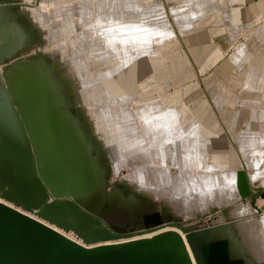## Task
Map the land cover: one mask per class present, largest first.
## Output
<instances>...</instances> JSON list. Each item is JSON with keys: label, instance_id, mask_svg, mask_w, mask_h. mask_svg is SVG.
Masks as SVG:
<instances>
[{"label": "rangeland", "instance_id": "374dc122", "mask_svg": "<svg viewBox=\"0 0 264 264\" xmlns=\"http://www.w3.org/2000/svg\"><path fill=\"white\" fill-rule=\"evenodd\" d=\"M78 1L89 5L84 14L67 10ZM108 1L55 0L52 4L49 0H0V49L4 51L6 46L9 49L0 54V69L6 71L0 70V86L8 87V78L19 63H35L45 78L56 75L53 86L59 87L57 92L62 93L65 102L61 108L75 117L92 145L88 158L96 162L97 175L94 178L90 171H85L89 183L86 195L93 197L101 192L109 196L116 191L134 202L109 212L110 223L139 230L143 228V215L159 211L167 223L191 221L190 225L197 229L237 227L236 233L231 231V237L245 251V258L251 254L253 260V253L261 259L264 255V0H111L110 4ZM124 8L125 16L121 13ZM115 12L119 14L114 16ZM106 14H112L109 21ZM111 16L112 19L119 16L113 20L114 26ZM104 17L112 21L111 26ZM99 19L104 24L96 27L102 24L97 23ZM132 21L134 25H130ZM116 23L131 28L123 25L126 28L123 29ZM138 24L147 28L146 31L149 29L148 32ZM135 25L142 31L132 32ZM112 26H116L115 30ZM99 27L104 30H100V37L105 32L100 42L94 33ZM166 30L170 31L167 35ZM127 35L133 38L128 36V39ZM77 37L82 42L69 43ZM119 37L123 44L117 40ZM126 39L131 43L134 39L141 47L126 42L130 47L127 51L135 48L141 54L133 50L132 56L126 53L131 59L123 55ZM107 41L111 46H107ZM113 41L125 46L119 48L118 42L112 46ZM82 61L87 64L84 62L83 66ZM155 63L159 65L153 67ZM79 65L81 69L84 67L83 75ZM89 91L91 99L87 96ZM40 94L43 103L45 95ZM31 103L28 110L34 112L31 114L36 119L31 118L36 120V126L31 119L32 124L41 128L45 119H41L42 111L48 112L50 108L44 103L41 106L45 107L40 103V108ZM152 106L154 109L150 111ZM148 111L152 115L146 114ZM153 114L158 115V120L156 116L153 120L156 125L150 121ZM45 115L47 122L49 115ZM46 122L42 126L51 127ZM44 133L51 135L53 130ZM240 170L250 176L253 188L262 189L248 203L246 200L243 203L244 198L233 197L229 190L234 185L235 173L238 182ZM224 183L231 184L221 186ZM207 193L211 195L209 200ZM201 201L207 205L204 207Z\"/></svg>", "mask_w": 264, "mask_h": 264}, {"label": "water", "instance_id": "95a60500", "mask_svg": "<svg viewBox=\"0 0 264 264\" xmlns=\"http://www.w3.org/2000/svg\"><path fill=\"white\" fill-rule=\"evenodd\" d=\"M242 198H255L245 170L238 172ZM0 264H248L221 226L197 229L191 221L165 222L156 211L142 216V229L110 223L73 198L61 195L56 177L37 158L7 85L0 86ZM255 205V200L253 201ZM33 214L34 216L29 215ZM165 224L174 231L152 237ZM57 229L74 233L79 243ZM258 264H264L258 263Z\"/></svg>", "mask_w": 264, "mask_h": 264}, {"label": "bare ground", "instance_id": "6f19581e", "mask_svg": "<svg viewBox=\"0 0 264 264\" xmlns=\"http://www.w3.org/2000/svg\"><path fill=\"white\" fill-rule=\"evenodd\" d=\"M55 0H49V3H52L53 4V2H54ZM43 3H44V1H42ZM107 2V1H106ZM109 3L108 4H110V2H111V0H109L108 1ZM120 2V1H119ZM112 3V2H111ZM118 3V1H116V6L117 5H119V4H117ZM121 3V2H120ZM126 3V2H125ZM130 3V2H129ZM107 4V3H106ZM121 4H123V3H121ZM126 4H128V3H126ZM125 4V5H126ZM131 5V4H130ZM129 5V6H130ZM88 6L89 5H86L85 3H84V1H82L81 3L78 1V2H76V4H72V5H70L69 7H68V9L67 10H72V9H74V10H77L78 12L77 13H79V14H84V10L86 9V8H88ZM109 6H111L112 7V4L111 5H109ZM113 6H115V4H113ZM115 6V7H116ZM132 6V5H131ZM124 7V6H123ZM126 7V6H125ZM126 8H128V5H127V7ZM126 8H124V9H122V11H121V13L125 16V14L123 13V11L126 9ZM111 9V8H110ZM112 9H114V8H112ZM111 9V11H115V10H112ZM119 10H121V7L119 8ZM118 10V11H119ZM127 10V9H126ZM130 10V9H129ZM23 11H24V9H23ZM55 11H57V9L55 10ZM4 13H5V11H3ZM25 12H26V10H25ZM27 13V12H26ZM109 13H110V11H109ZM119 13H117L116 14V12H115V14H114V16L116 15H118ZM127 14H128V12H127ZM127 14H126V16H127ZM106 15H108V14H106ZM105 15V16H106ZM109 15H112V14H109ZM108 15V17H107V19H108V21H109V16ZM121 15V14H120ZM130 15V14H129ZM122 16V15H121ZM40 17L41 18H43L42 17V15H40ZM119 17V16H118ZM118 17H116V18H118ZM123 17V16H122ZM104 18H105V20H104ZM103 18V20L104 21H107V19H106V17H104ZM116 18H113L112 19V16H111V19H112V21L113 20H115ZM123 19V18H122ZM126 19V18H125ZM125 19H123V20H125ZM80 19L78 18V21H79ZM102 20V19H101ZM101 20L99 19L98 20V22L97 21H95V22H97V23H100L101 22ZM118 21H120L119 19H117ZM117 20H116V22H117ZM122 20V22H126V21H123ZM107 21V22H108ZM111 21V20H110ZM112 21L111 22H108V23H110L109 25L111 26V24H112ZM107 22H105V24L107 23ZM121 22V23H122ZM133 22V21H132ZM97 23H95V24H97ZM102 23V22H101ZM113 26L115 25V21H113ZM131 23V22H130ZM104 24V22L102 23V24H97L96 25V27L97 26H101V25H103ZM118 24H119V22H118ZM117 23H116V25H117V27L118 26H122V28L123 29H126V28H124L125 26H128V24L126 25H124V24H122V25H118ZM134 25V22L133 23H131L130 25ZM135 24L137 25V23L135 22ZM93 25V27H94V24H92ZM108 25V24H107ZM123 25H124V27H123ZM129 25V26H130ZM136 25H135V28H136V30H135V28H134V30L132 31L131 29L129 30V31H132V32H135V31H138L139 29H138V27H136ZM180 25V24H179ZM112 26V27H113ZM129 26H128V28L127 29H129ZM138 26H139V24H138ZM141 26V28L143 29H145V27H142V25H140ZM139 26V27H140ZM116 27V26H115ZM115 27H113V30H115ZM134 26H132V28H133ZM105 28H107L106 30H108L109 29V27L108 26H106ZM111 28V27H110ZM130 28H131V26H130ZM117 29H121L120 27L119 28H116V31H117ZM123 29H122V31H121V33L123 32L124 33V31H123ZM138 29V30H137ZM142 29H140V31H142ZM147 29V28H146ZM146 29H145V32H148V30L146 31ZM154 29H157V27L156 28H154ZM100 30H103V27H102V29H100V27H99V29H94V33H95V39H97V37L99 36V39H101V40H99L98 42H100V41H103L104 39H102V38H104L103 37V35L105 34V32L103 33V35H102V37H100ZM112 30V31H113ZM152 30V29H151ZM104 31V30H103ZM116 31H115V33H116ZM119 31V30H118ZM119 31V32H120ZM144 31V30H143ZM154 31H156V30H154ZM159 31V30H158ZM158 31H157V33H158ZM161 31H162V29H161ZM160 31V32H161ZM167 31V30H166ZM166 31H165V33H166ZM169 31V30H168ZM167 31V33H166V35L167 34H169V32ZM61 33H62V31H60ZM64 32V31H63ZM102 32V31H101ZM111 32V31H110ZM110 32H108V33H110ZM114 32V31H113ZM132 32H130L131 34H132ZM139 32V31H138ZM151 31H149V33H150ZM115 33H114V35H115ZM118 33V32H117ZM122 33V34H123ZM126 33V32H125ZM128 33V32H127ZM126 33V34H127ZM136 33V32H135ZM142 34H143V32H141ZM140 33V34H141ZM149 33H147L148 35H149ZM152 33V32H151ZM151 33H150V35H151ZM162 33H164V32H162ZM100 34V35H99ZM113 34V33H112ZM120 34V33H119ZM118 34V35H119ZM139 33H138V37H139V35H140ZM141 34V35H142ZM146 34V35H147ZM155 34V33H154ZM171 34H173V33H171ZM107 35H109V34H107ZM130 35V34H129ZM129 35H127V37L126 38H128L129 39V37L131 38H133V35H131V36H129ZM135 35V34H134ZM140 35V36H141ZM160 35H161V33H160ZM165 35V36H166ZM110 36H113V35H110ZM120 36H121V34H120ZM129 36V37H128ZM155 36V35H154ZM153 36V38H157V37H154ZM163 36V35H162ZM109 37V36H108ZM116 37H117V34H116ZM115 37V38H116ZM123 37V36H122ZM121 37V39H125V38H122ZM134 37H136V38H134L135 40L138 38L137 37V35H135ZM142 37V36H141ZM145 37V36H144ZM143 37V38H144ZM149 37V36H148ZM152 37V36H151ZM160 37V36H159ZM170 38V37H169ZM106 40H112V39H107V38H105ZM120 39V37L117 39V40H119ZM134 39L132 40L133 42L131 43L129 40H125V43L127 42V43H131L132 45H134V42H135V45L134 46H136V48H137V46L138 45H136V41H134ZM142 39V38H141ZM146 39V38H145ZM149 39H151V40H153L152 38H150L149 37ZM84 40V39H83ZM131 40V39H130ZM80 42L81 40H80V38L79 37H77V39L75 40V39H71L70 41H69V43H74L75 44V42ZM121 41V43H122V41H124V40H119V42ZM138 41V40H137ZM147 41V40H146ZM155 41V40H154ZM82 42V41H81ZM85 42H86V40H85ZM97 42V43H98ZM114 42V41H113ZM112 42V43H113ZM118 41H116V43H117ZM119 42H118V45H119ZM141 42V41H140ZM152 42V41H151ZM158 42V41H157ZM107 43H109V41H107L106 42V44ZM111 43V44H112ZM116 43L114 42L113 44H112V46H114V45H116ZM124 43V44H125ZM126 43V44H127ZM138 43V42H137ZM148 43V42H147ZM5 44V43H4ZM82 44V43H81ZM99 44V43H98ZM123 44V43H122ZM131 44H130V46H131ZM141 44V43H140ZM143 44V43H142ZM146 44V43H145ZM149 44V43H148ZM147 44V45H148ZM153 44V43H152ZM6 45V44H5ZM146 45V46H147ZM107 46H111L110 44L108 45L107 44ZM120 46H125V45H119L118 47L120 48ZM145 46V45H144ZM129 46H128V44H127V46H125L124 47V49H126V48H128ZM138 47H140V46H138ZM143 47V46H142ZM152 47H153V45H152ZM151 47V48H152ZM109 48H111V47H109ZM117 48V47H116ZM141 48V47H140ZM146 48V47H145ZM108 49V48H107ZM112 49L114 50L115 48L114 47H112ZM121 49H123V48H121ZM129 49H130V47H129ZM131 49H132V47H131ZM143 49V48H142ZM3 49L1 48L0 49V54L2 53V52H4V51H8L9 49L7 48V46H6V48H4V51H2ZM118 50V49H117ZM128 49H126L125 50V53H122L123 55L124 54H126V53H128V52H130V51H127ZM133 50H136L135 48H133ZM131 51V52H134V51ZM138 50H140V49H138ZM145 50H148V48L147 49H145ZM154 50V49H153ZM115 51V50H114ZM123 51V50H122ZM116 52V51H115ZM120 52V51H119ZM118 52V53H119ZM124 52V51H123ZM130 52V54H131V56H132V53ZM136 52H139L140 53V51H137L136 50ZM151 52V51H150ZM117 53V54H118ZM121 53V52H120ZM149 53V52H148ZM134 54H135V52H134ZM141 54V53H140ZM121 55V54H120ZM119 55V56H120ZM2 56V55H1ZM126 56H127V54H126ZM128 57V59L130 58V56H127ZM126 58V57H125ZM124 58V59H125ZM2 59V58H1ZM0 59V60H1ZM122 59V58H121ZM131 59V58H130ZM127 60V59H126ZM126 60H125V62H126ZM157 60V59H156ZM55 61V60H54ZM128 62H129V60H127ZM58 62V61H57ZM83 63H82V65L83 64H85L86 62L85 61H82ZM85 62V63H84ZM125 62H123V63H125ZM52 63V62H51ZM130 63V62H129ZM129 63H127V65L129 64ZM87 64V63H86ZM126 64V63H125ZM159 65V63H155V64H153V67H157ZM46 66V65H45ZM80 66V65H79ZM84 66V65H83ZM82 66V67H83ZM125 66V65H124ZM44 67V66H43ZM45 68V67H44ZM43 68V69H44ZM84 68V67H83ZM82 68V69H83ZM2 70L4 69V68H1ZM0 69V70H1ZM7 69V68H6ZM79 69L81 70L80 71V74L81 75H83V70L81 69V66L79 67ZM4 71H5V69H4ZM45 71V70H44ZM6 72V71H5ZM9 72V71H8ZM47 72H49V71H47ZM45 74V73H44ZM46 75V74H45ZM82 77V76H81ZM84 77V76H83ZM59 78V77H58ZM59 80L60 81H63V78L61 79V78H59ZM55 81H57V77H56V75L52 78V77H44V75L42 74V69H41V67H39V66H37L35 63H32V64H25V63H19L18 64V66L17 67H15V69H14V72L12 73V75L8 78V81H7V83H8V88H9V90H10V92H11V95H12V97H13V99H14V101H15V103H16V105H17V107H18V109H19V111L21 112V115H22V117H23V120L25 121V124H26V127H27V129H28V132H29V135H30V137H31V141H32V144H33V148H34V151H35V155H36V158H37V163H38V165H39V167H43V168H45V169H47L49 172H51V173H53L54 175H55V177H56V180H57V185H58V188H59V191H60V193H61V195L62 196H64V197H70V198H73V199H75L76 201H78L79 203H81L82 205H84L85 207H87L90 211H92V212H95V213H97V214H100V215H105V214H108L109 212H112V211H114V210H116L117 208H119L120 206H123V205H133V201L131 200V199H125V197H123V196H121V195H118L117 194V192L116 191H114V192H112L109 196H106L104 193H98L97 195H95V196H93V197H90V196H87L86 195V189L89 187V183H88V181L86 180V173H85V171L86 170H88V171H90V175L92 176V177H96V175H97V172H96V168H97V165H96V162L94 161V160H92V159H89L88 158V154L92 151V145H91V142L89 141V139H88V137L86 136L87 134H86V132H85V129L84 128H82L81 126H79V125H77V123H76V119H75V117L73 116V115H71L70 113H69V111L67 110V109H62L61 108V106L65 103V102H63L64 100H62V93L60 92H57V89H59V87H55V86H53L54 84V82ZM4 82V81H3ZM63 83V82H62ZM51 86V87H50ZM98 87V86H97ZM64 88H66V87H64ZM75 90V89H74ZM95 91V90H94ZM67 92V91H66ZM96 92V91H95ZM40 93H44V95H45V99H46V101L45 102H43L44 103V105L45 104H47V105H45L46 107L47 106H49V107H47V108H50V109H47L46 111H48V112H45V110H43L42 111V115L43 116H45V117H43L40 113V115L42 116L41 117V119H43V118H45L46 119V115H45V113L47 114L48 113V117H49V119H47L48 121L50 120V122H46V120L44 119V120H42V122H43V124L40 122V124H42V125H44V123L46 122L47 124L49 123L50 125H51V127H49V126H42L41 125V128L42 127H45V128H47V130H44L45 128H43L42 130H44L46 133H49L50 132V130H51V132H52V130H53V135L51 134V135H46L45 133H44V131H42L41 130V128H36V127H34V125L36 126V120L34 121L32 118H31V116H33L31 113H34V112H30V109L28 110V105H29V107L30 106H32V105H30V103L31 102H33L35 105L37 104V106H35L34 104V107H38L39 106V104H40V106L43 104L41 101H44V99L43 98H41V94ZM64 94H65V92H64ZM91 94H92V92L91 91H89V92H87V96H89L88 97V99H91L92 97H91ZM42 97H43V94H42ZM41 99V100H40ZM38 101H40V102H38ZM35 102H37V103H35ZM32 104V103H31ZM41 106V107H45V106ZM148 105V104H147ZM150 106H151V104H149ZM149 105H148V107H149ZM40 106H39V108H40ZM153 107V106H152ZM151 107V108H152ZM38 108V109H39ZM156 108V107H155ZM32 109L33 110H37V108L35 109V108H33L32 107ZM150 109V108H149ZM154 109V107L152 108V109H150V111L151 110H153ZM40 110H42V109H40ZM148 110V109H147ZM164 111H165V109H163ZM156 111V110H155ZM161 110H159L158 112H160ZM43 112H45V113H43ZM145 112H146V110H145ZM157 113V112H156ZM38 114V113H37ZM146 114H149V115H152L151 113H149V111H148V113H146ZM177 114V113H176ZM154 115V114H153ZM37 116V115H36ZM144 116L145 117H147L146 115H145V113H144ZM156 115H154L152 118V120H150V121H153L154 120V117H155ZM158 116V115H157ZM157 116H156V119H157ZM179 116V115H178ZM38 117V116H37ZM162 117V116H161ZM33 118L34 119H36L35 118V115L33 116ZM147 118H149V116L147 117ZM151 118V117H150ZM34 121V125L32 124V120ZM41 119L39 118H37V120H40L41 121ZM144 119H146V118H144ZM148 119H146V121H147ZM158 120V119H157ZM38 122V121H37ZM153 123L156 125V123L153 121ZM152 123V124H153ZM37 124H39V122L37 123ZM48 124V125H49ZM46 125V124H45ZM49 127V128H48ZM157 127V126H156ZM52 128V129H51ZM158 128V127H157ZM49 129V130H48ZM41 130V131H40ZM160 130V129H159ZM48 131V132H47ZM160 132H162L163 134H164V132L161 130ZM177 132V131H176ZM166 134V133H165ZM168 134V133H167ZM171 134V133H170ZM180 134V133H179ZM46 135V136H45ZM172 135V134H171ZM197 135V134H196ZM50 136V137H49ZM52 136V137H51ZM168 136H169V134H168ZM183 136V135H182ZM49 137V138H48ZM178 137V136H177ZM47 138H48V140H47ZM260 160V159H259ZM258 160V161H259ZM249 162V161H248ZM252 162V161H251ZM264 163V162H263ZM262 163V164H263ZM245 166V165H244ZM260 166V165H259ZM258 166V167H259ZM262 166V165H261ZM246 168V167H245ZM251 168V167H250ZM211 169V168H210ZM247 169H248V167H247ZM253 169V168H252ZM259 169V168H258ZM261 169V168H260ZM254 170H257V169H254ZM207 171H209V170H207ZM206 172V171H205ZM211 173V172H210ZM143 174H141V176H142ZM264 175V174H263ZM210 177V176H209ZM211 177H213V175H211ZM220 177V176H219ZM219 177H217L218 179H219ZM233 177V176H232ZM250 177V176H249ZM253 177V176H252ZM257 177V176H256ZM142 178V177H141ZM213 178H215V177H213ZM221 178V177H220ZM255 178V177H254ZM144 179V178H143ZM212 179V178H211ZM216 179V178H215ZM215 179H213L214 181H215ZM262 179H264V178H262ZM217 180V179H216ZM222 180V179H221ZM254 180V179H253ZM261 180V179H260ZM219 181H220V179H219ZM264 181V180H263ZM229 182H230V180H229ZM232 182V181H231ZM233 184L234 185H232L233 187H232V189L230 188L229 190H232V192L234 193L233 194V197H241L242 198V196H241V194H240V192H239V189H238V182H237V173H235L234 174V177H233ZM217 183V182H216ZM215 183V184H216ZM223 183V182H222ZM227 183V182H226ZM195 184V183H194ZM231 183H229V185H230ZM262 184V183H261ZM264 184V183H263ZM196 185V184H195ZM198 185V184H197ZM196 185V186H197ZM217 185V184H216ZM221 185V184H220ZM229 185H226L225 183L223 184V185H221V186H229ZM195 186V187H196ZM217 186H219V183H218V185ZM197 187H199V186H197ZM224 188V187H223ZM221 189H222V187H221ZM203 190V189H202ZM211 190V189H210ZM201 192V191H200ZM203 192H201V195L203 196V194H202ZM225 193H226V191H225ZM205 194V193H204ZM208 194V193H207ZM207 194H206V196H207ZM209 194H210V192H209ZM208 194V200H209V196H211V195H209ZM218 197V196H217ZM226 197V196H225ZM225 199H227V198H225ZM228 199H229V197H228ZM248 199V200H247ZM189 200V199H188ZM196 200V199H195ZM198 200V199H197ZM205 200V199H204ZM211 200H212V197H211ZM210 200V201H211ZM230 200V199H229ZM245 200H246V202L248 203V201H250V197L249 198H246V199H243V203H246L245 202ZM0 201H2V202H5V203H7V204H9V205H11V206H13V204H11V203H8V202H6L5 200H3L2 198H0ZM187 201V200H186ZM186 201H185V203H186ZM190 202H191V200H190ZM190 202H187V203H190ZM195 202V201H194ZM197 202V201H196ZM214 202H215V199H214ZM198 203H199V201H198ZM200 203H202L201 205H203V202L201 201ZM205 203V202H204ZM217 203V202H216ZM220 203V202H219ZM242 203V207L244 206V204ZM191 204V203H190ZM209 204V203H208ZM214 204V203H213ZM187 205V204H186ZM193 205V204H192ZM198 205V204H197ZM200 205V204H199ZM207 204L205 203V206H206ZM215 205V204H214ZM189 206H191V205H188V208H189ZM204 206V205H203ZM204 206V207H205ZM217 206V205H216ZM220 206V205H219ZM198 207V206H197ZM196 207V208H197ZM211 207V206H210ZM213 207V206H212ZM185 208V207H184ZM208 208L209 207H207V211H208ZM219 208V207H218ZM187 209V208H186ZM192 209H194L193 207H192ZM192 209H190V210H192ZM202 209V208H201ZM211 210H212V208H210ZM210 209H209V212H210ZM245 209V208H244ZM190 210H188V212L190 211ZM196 210V209H195ZM203 210V209H202ZM235 210V209H234ZM233 210V211H234ZM243 210V209H242ZM246 210V209H245ZM248 210V209H247ZM246 210V211H247ZM185 211H187V210H185ZM244 211V210H243ZM242 211V212H243ZM196 212V211H195ZM234 212H237V211H234ZM238 212H240V211H238ZM241 212V213H242ZM192 213H193V211H192ZM206 213V212H205ZM208 213V212H207ZM29 215H31V216H34L33 214H30V213H28ZM186 214H187V212H186ZM195 214V213H194ZM201 214V213H200ZM203 214V213H202ZM246 215V214H245ZM263 218H264V216H263ZM171 225H168V224H165L163 227H161V228H159L156 232H153V233H147V234H144V236H137V237H135V238H133V239H139V238H142V237H152V236H154V235H157V234H159V233H163V232H166V231H169V230H174V231H176L177 233H179V234H181L184 238H186V235L184 234V233H182V231H181V229H179V228H177V227H174V226H171ZM228 226V225H227ZM235 227V226H234ZM173 228V229H172ZM237 228V227H236ZM236 228H234V229H236ZM233 229V228H232ZM233 229V230H234ZM239 229V228H238ZM238 229H236V230H238ZM58 231H60L61 233H63L64 235H66L67 237H69V238H71V239H73V240H75V241H77V242H79V243H82V241L74 234V233H72V232H70V233H66L64 230H60V229H57ZM233 230H227V229H220L218 232H219V235H221V236H227V237H229V238H231V240H232V242H233V245H234V248H235V252H236V254L237 255H241V256H243L244 258H245V251H243L242 249H241V246H239V244H237V242L235 241V239L233 238V237H231V235H232V232L231 231H233ZM237 232V231H236ZM235 232V230H234V232L233 233H236ZM236 235V234H235ZM235 235H234V237H235ZM256 249V248H255ZM255 251V250H254ZM250 252H251V250H250ZM253 252V251H252ZM263 254V253H262ZM261 254V255H262ZM260 255V254H259ZM252 256H255V258H258V256H256V255H253V253H252ZM254 257H253V260H252V257H251V254H250V257H247L246 256V261H247V263L248 264H258V263H262V262H264V259H262V258H264V255L263 256H261V259H259L258 258V260L257 259H255ZM255 259V260H254Z\"/></svg>", "mask_w": 264, "mask_h": 264}]
</instances>
